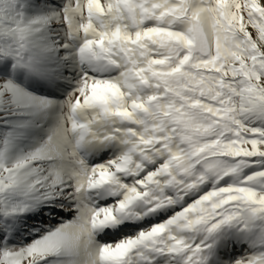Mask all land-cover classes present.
Returning a JSON list of instances; mask_svg holds the SVG:
<instances>
[{
	"label": "snow or ice",
	"instance_id": "1",
	"mask_svg": "<svg viewBox=\"0 0 264 264\" xmlns=\"http://www.w3.org/2000/svg\"><path fill=\"white\" fill-rule=\"evenodd\" d=\"M0 264H264V0H0Z\"/></svg>",
	"mask_w": 264,
	"mask_h": 264
}]
</instances>
